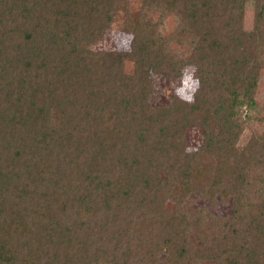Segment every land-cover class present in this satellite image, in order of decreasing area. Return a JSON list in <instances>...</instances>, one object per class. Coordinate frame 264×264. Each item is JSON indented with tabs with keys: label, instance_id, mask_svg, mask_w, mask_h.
<instances>
[{
	"label": "trees",
	"instance_id": "16d2710c",
	"mask_svg": "<svg viewBox=\"0 0 264 264\" xmlns=\"http://www.w3.org/2000/svg\"><path fill=\"white\" fill-rule=\"evenodd\" d=\"M115 2L0 0V264H264V0L250 39L229 0L238 55L221 0H142L128 51L84 48Z\"/></svg>",
	"mask_w": 264,
	"mask_h": 264
},
{
	"label": "rangeland",
	"instance_id": "374dc122",
	"mask_svg": "<svg viewBox=\"0 0 264 264\" xmlns=\"http://www.w3.org/2000/svg\"><path fill=\"white\" fill-rule=\"evenodd\" d=\"M141 4L142 0H116L111 13L105 18L106 27L103 34L88 44L83 43L82 46L91 51H128L132 40V32L139 19ZM219 6V11L217 13L218 32L224 38L225 44L230 45L233 48L234 54L238 55L240 52V42L228 38L229 0H221ZM253 10L254 0H245L243 35L246 39H250L253 32ZM132 70V62L125 60L123 63V71L127 74H132ZM194 72L195 68L193 66L187 65L184 67L182 70L183 76L181 77V83L177 87H174L175 84L170 82L169 79L155 75L154 73L151 74L154 83L153 92L150 96V103L154 106L164 105L168 103L169 98L174 91H177L181 96H185L190 88L194 91L197 88V81L194 77ZM191 95L188 96L189 100H191ZM257 131L260 134L264 133V125L259 126ZM249 136L250 130H244L238 146L243 147L247 143ZM201 145L202 129L190 126L187 131V140L180 145V148L182 150H190L194 152L200 148ZM192 201L194 207L207 206L206 202L200 198L193 197ZM168 206H171L169 202ZM212 206L213 208L209 210L219 216H226L231 212L230 199H227L225 202L215 203Z\"/></svg>",
	"mask_w": 264,
	"mask_h": 264
}]
</instances>
